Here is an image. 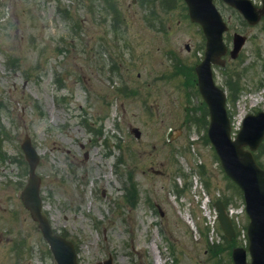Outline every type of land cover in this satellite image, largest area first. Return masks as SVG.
I'll return each instance as SVG.
<instances>
[{
  "label": "rangeland",
  "instance_id": "rangeland-1",
  "mask_svg": "<svg viewBox=\"0 0 264 264\" xmlns=\"http://www.w3.org/2000/svg\"><path fill=\"white\" fill-rule=\"evenodd\" d=\"M181 5L0 0V264H55L20 202L25 136L40 159L43 212L78 264H233L213 203L239 212L243 199L204 135L193 83L204 37ZM217 7L228 48L234 33L247 37L236 59L214 67L216 83L230 88L236 133L245 114L264 111V101L253 103L264 91V20L248 26ZM255 154L264 168V144ZM239 219L244 246L248 220Z\"/></svg>",
  "mask_w": 264,
  "mask_h": 264
},
{
  "label": "water",
  "instance_id": "water-1",
  "mask_svg": "<svg viewBox=\"0 0 264 264\" xmlns=\"http://www.w3.org/2000/svg\"><path fill=\"white\" fill-rule=\"evenodd\" d=\"M242 11L249 21L257 20L263 10H255L246 0H225ZM192 21L201 24L207 36V50L204 61L196 68L199 91L207 103L210 112L208 136L213 144L227 176L241 189L246 213L250 219L247 227L248 248L233 250L234 264H264V170L255 162L252 151H255L264 137V113L248 115L235 140L230 136V123L225 110V94L217 88L212 79L210 63L222 65L221 56L226 48L222 43V33L226 30L220 14L212 0H185ZM241 43H239L240 45ZM236 45L233 55L239 50ZM136 137L139 136L137 130ZM247 146L248 149H243ZM25 159L29 165L28 180L21 191V201L37 223L42 237L57 264H77L74 246L65 238L55 234L42 214L40 198V178L36 174L39 157L26 140L22 144ZM218 219L224 234L230 239L234 236L230 219L221 203L216 204ZM247 251L250 257L247 262Z\"/></svg>",
  "mask_w": 264,
  "mask_h": 264
},
{
  "label": "trees",
  "instance_id": "trees-1",
  "mask_svg": "<svg viewBox=\"0 0 264 264\" xmlns=\"http://www.w3.org/2000/svg\"><path fill=\"white\" fill-rule=\"evenodd\" d=\"M144 1H146L147 3H153V2H156V1H153V0H144ZM230 89V88H229ZM205 117H206V110H205V113H203V118L205 119ZM22 162V161H21ZM23 163V162H22ZM205 182V185L207 186V188H209V181L208 180H205L204 181ZM23 187V184H22V182L18 185V187L17 188H22ZM128 199V198H127ZM131 200V204H133V202H134V200L133 199H130ZM211 252L213 253V254H217V253H221L222 252V249H221V247H217V248H212L211 247Z\"/></svg>",
  "mask_w": 264,
  "mask_h": 264
},
{
  "label": "bare ground",
  "instance_id": "bare-ground-1",
  "mask_svg": "<svg viewBox=\"0 0 264 264\" xmlns=\"http://www.w3.org/2000/svg\"><path fill=\"white\" fill-rule=\"evenodd\" d=\"M264 101V91L261 92L260 94H258L255 98H253V103L257 104L259 102H263ZM155 264H162L161 260L159 258H157L155 260Z\"/></svg>",
  "mask_w": 264,
  "mask_h": 264
}]
</instances>
